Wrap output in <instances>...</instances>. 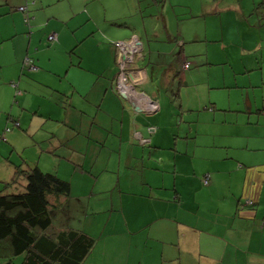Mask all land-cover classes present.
<instances>
[{
  "label": "rangeland",
  "instance_id": "374dc122",
  "mask_svg": "<svg viewBox=\"0 0 264 264\" xmlns=\"http://www.w3.org/2000/svg\"><path fill=\"white\" fill-rule=\"evenodd\" d=\"M120 1L98 0L87 6L82 4L83 10L96 8L93 11L95 20L92 18L90 21L93 24L90 31L93 32H88V21L77 30H72V22L84 18L83 15L77 14V19L73 18L72 21L69 18L70 8L79 6L81 0H0V160H9L13 168L14 165H36L42 171L55 173L68 181L74 204L70 210L68 207L63 211L59 209L56 221L74 225H83L86 221L85 226H90L94 237L103 230L101 223L107 221L102 232L107 243L101 241L96 248L111 251L103 258L104 263L111 261L112 264V260H119L122 254L124 259L130 255V264H134L135 254H138L147 264V260L152 263L154 259L147 250L149 244H164V241H147V229L135 232V195H131V192H135V175L145 166L142 162L146 165L151 162L148 153L155 157L167 156L169 152H174V148L182 149L183 157L189 159L182 161L187 177L184 178L178 164L177 179L179 183L186 182L183 186L194 189L193 198L197 197L204 209L199 217L206 224L215 214H221L215 211L214 205L229 202L228 196L218 198L202 192L203 185L198 173L203 167H198L196 181L192 172L196 163L190 159H198L207 150L206 140L212 139L216 143L221 140L219 135H204L210 128H216L211 124L213 116L217 117L216 121H223L226 117L232 123L230 125L238 121L243 123L234 125L232 132L244 133H236L238 144L234 143L235 146L229 151L224 149L225 153H235L243 161L251 156L252 163L264 166V111L262 114L255 113L257 108L264 106V25L254 28L235 26L230 20V11L224 5L215 16L206 9V14L192 32L185 30L189 21L186 26L182 25L181 36L191 41L183 46L186 51L182 59L186 65L189 64V68L185 66L186 69H183L182 64L178 65V73L186 75V78L181 82L175 78L179 97H170L176 104L182 102L186 110L182 113L180 134L160 146L148 144L144 148L139 145L135 150V139L131 140L134 148L124 144V141L120 144L115 121L108 117L99 119L105 103L99 106V102H92L91 99H95L93 92L87 98V92L82 94V91L91 89L96 81L102 80L100 73L108 80L117 73L118 66L109 48L111 43L123 41L126 36L123 29L112 28L111 31L103 18L105 12L114 11L110 9L116 8ZM174 1L191 4V0ZM204 1L199 0L198 4ZM21 6H28L30 10L29 23L24 21V14L18 11ZM249 17L254 20L257 14ZM59 21L65 27L63 39L49 43L47 36L54 31V26L60 25ZM139 30L143 33L141 26ZM75 34L79 38L75 39ZM195 35L199 40L194 42ZM153 46L162 48L160 44L153 43ZM27 52L36 59V72L23 68ZM139 61L135 64L137 68L147 67L146 61ZM152 62L158 65L156 60ZM159 72L161 76L164 69ZM150 84L151 81L148 86ZM59 93L69 97L70 106H66L65 97ZM247 102L252 104L254 110L249 116L250 121L247 113L224 111V108L246 110ZM212 105L214 109L206 108ZM176 111L175 122L180 120L178 115L181 113L179 108ZM97 112L98 116H95ZM163 117L168 125L167 121H171V118ZM167 132L172 136L177 134L173 128H168ZM247 140L253 150L246 151L242 145ZM187 148L188 153L185 152ZM135 153L145 154L142 162L138 157L135 161ZM177 158L180 160L181 155L177 154ZM170 165L172 167L165 174L166 184L170 178H174V164ZM8 168L0 162V190L3 183L12 178ZM23 181L21 179L20 183ZM232 185L239 186L237 181H233ZM14 186L7 188L6 192L22 190V184ZM83 186L87 188L84 195L91 193L88 197L83 196ZM228 192L230 190H220L222 195ZM121 198L124 209L119 208ZM87 200L90 202L86 212V209L79 208V204H87ZM202 221L198 222L204 224ZM166 234L170 237L169 233ZM253 247L264 251V247L254 243ZM20 260V257H16L14 264H20Z\"/></svg>",
  "mask_w": 264,
  "mask_h": 264
},
{
  "label": "crops",
  "instance_id": "0c3cea01",
  "mask_svg": "<svg viewBox=\"0 0 264 264\" xmlns=\"http://www.w3.org/2000/svg\"><path fill=\"white\" fill-rule=\"evenodd\" d=\"M198 1L191 0V4L187 5L186 3L184 4L183 2L174 0H163V2L160 0H121L116 8L110 9L114 11L105 12L103 21L111 27V31L112 28L117 30L123 29V35L128 37L131 32L130 27L135 26V36L138 35L139 38H137L142 42L141 49L149 57L143 63L147 60V66L150 65L149 68L147 67L144 70L136 71L135 91L126 96L124 102L112 91L114 84L116 85L117 78L113 83V80L109 81L101 73L100 78L102 80L96 81L91 89L82 91V94L88 93L86 98L91 92L95 93V99L93 98L91 101L94 103L99 102V106L105 103L104 111L99 119L108 117V119L115 121L116 128L119 131L121 145L124 141V144L132 145L134 148L131 140L135 139V150L140 147L139 145H143L145 148L144 145L150 143L160 146L168 139L177 137L180 134V126L183 122L182 113L186 110L183 108L182 102L176 104L170 97L172 90L175 89V78H178L180 82L186 78V75L181 76L182 74L178 73L177 68L181 64V61L174 55L177 46L191 42L181 36V32L183 31L181 28L182 25L186 26V22L189 21L187 26H184L185 30L194 31L202 16L206 14V9L215 16L220 13L221 5H224L225 9L230 11V20L236 24L235 26L238 24V26L244 25L245 28H254L263 27L262 25H264V0H205L199 4ZM91 2L95 3L98 0H81L79 6L75 8L72 6L70 8L69 18L71 21L73 18L77 19V14H80V16L83 15L84 18L86 17L85 20L82 18L73 21L71 25L72 30H77L87 21L90 24L92 18H95L93 17V11L96 8L83 10L81 7L82 4L87 6ZM255 13L257 14V18L252 20L249 16L253 15L254 17ZM149 17L152 19L149 33L151 32V35L153 34L155 36L154 39L159 40L162 45L160 50L149 44L148 38L150 37L146 34H144L146 36V40L144 41V37L139 31V23L142 22L143 24ZM120 18H124V21L128 25L124 27L114 25L113 22ZM162 19L166 21V30L174 36L175 42L172 45L168 44L170 43L169 38L161 28ZM95 23H97V20ZM49 24L48 22V26ZM89 24L87 31L93 32L90 31L93 28V24L91 23L90 26ZM64 29L65 27L62 21L59 26L53 27L54 31L52 33L57 34L59 41L63 39ZM155 32H157L156 35L154 34ZM77 38L79 36L75 34V39ZM70 39L74 40L72 36H70ZM196 40H199L197 35H195L193 41L195 42ZM109 50L114 55L115 60L116 53L113 46ZM185 51L184 49L182 53H185ZM190 54L192 55V53H188V55ZM195 55H198V53H195ZM156 56L160 58L158 61L156 60ZM152 60H156L158 65L153 62L150 63ZM183 63L184 61L182 65ZM162 69H164V72L160 76L158 74ZM150 81L151 84L148 86V82ZM115 89L117 90L116 86ZM149 101L157 102L159 104V110L156 112L147 110L146 105ZM252 107V104L247 102L246 110L224 108V111L244 112L249 117L254 112ZM177 108L180 109L181 113L178 115L180 120L175 122ZM263 111L264 106L257 108L255 113L262 114ZM141 113L149 116L155 115L146 117ZM165 115L171 118V121L170 119L167 121L168 125L163 119ZM95 116H98V112ZM216 120H218L217 117L213 116L211 124L213 126L215 125L216 128H210L209 132L205 131L204 135H210V137L219 135L221 140L219 143H216L212 139L209 141L206 140L208 142L207 150L198 159L192 157L190 161L196 163L192 169L194 179L196 177L195 174L198 173V167H203V170L200 168V172L198 173L201 178L204 175L209 176V184L203 186L201 189L202 192L205 195H213L218 198H226L228 196L229 202L224 205L218 202L214 205L215 211L217 210L218 214L220 212L221 214H215L206 224L199 217L204 209L201 207L200 202L196 200L197 197L194 196L193 198L194 189L183 186L186 182L179 183L177 179L178 164H180L184 178L186 179L187 177L184 162L182 161H189V159L183 157L182 149L174 148V152H169L167 156L160 155L155 157V155L148 153V157L151 158V162L148 163L150 165L147 164L148 167L156 166L163 172L161 174L160 170H157L160 174L159 184L162 186V189L158 191L154 190L155 181L147 174H143L148 182L145 186H142V182H144L143 175L140 179L135 180V185H137L135 193L140 192L138 195H135V232L147 229V241H164V244H149L147 250L154 259L152 263L147 260V264H264V251L253 247V243L256 246L264 247V166L252 163L251 156H248V161H243L235 153H225L223 151L224 149L229 151L235 144H238L235 140L237 134L244 133L242 131L232 132L231 130H234V125H243V123H239L238 121L237 124L230 125L232 123L227 121L226 117H224L223 121ZM168 128H173L177 134L172 136L171 133L167 132ZM198 133L196 131L197 135ZM144 139L147 141H142ZM242 145L246 148V151L253 150L248 140L242 143ZM256 150L260 149L256 148ZM185 152H189L188 148L185 149ZM177 154L181 155L180 160H178ZM193 154L195 155L196 152L194 151ZM137 157L141 161L144 159L145 154L135 153V161ZM0 162L4 163L5 166H9L10 177L11 175L13 176L14 168L9 160H0ZM248 162L250 165H248ZM170 163L174 164L172 170L174 178H170V182L166 184L165 174L172 167ZM201 163L203 165H200ZM244 168L245 172L243 171ZM233 181H237L239 186H231ZM197 183L199 182L197 181ZM240 184L242 185L240 186ZM221 189L226 191L230 190V192L222 195L220 194ZM81 190L83 196L88 197V195H91L88 192L84 195V191H87L85 186L81 187ZM72 194L71 187V195L66 200V205L69 210L72 209L71 206L74 204ZM173 196L178 198L176 204L171 202ZM189 199L191 200L189 201ZM251 200L256 203L254 210L251 207L253 205L246 203L247 201L251 202ZM89 202L90 200L86 201L87 204L81 202L79 208L86 209L87 212ZM121 203L124 204L122 198ZM223 207L226 208L223 210ZM238 208L240 210L237 212ZM59 209L58 207L55 208L53 213L57 227H79L83 228L84 231L90 233L92 236H95L91 232L90 226H85L86 221L83 225L56 221L57 211ZM196 209L198 215L195 216ZM198 221H202L204 224ZM137 224L138 226L141 225V227L137 228ZM166 233H169L170 237ZM98 234L96 236L99 240L97 243L100 244L102 239L100 236L101 232ZM106 250L107 248L97 250L84 264H99L95 262V259L101 255H108ZM134 261V264H146L143 256L141 257L138 254H135ZM101 262L104 263V260ZM110 262L107 264H111ZM112 262V264H130V255L124 259V256L121 254L119 260H112ZM0 264H3L2 259H0Z\"/></svg>",
  "mask_w": 264,
  "mask_h": 264
},
{
  "label": "trees",
  "instance_id": "16d2710c",
  "mask_svg": "<svg viewBox=\"0 0 264 264\" xmlns=\"http://www.w3.org/2000/svg\"><path fill=\"white\" fill-rule=\"evenodd\" d=\"M160 1L163 2V0ZM18 11L24 14V21L29 23L31 17L28 6H21L18 8ZM113 23L119 27L128 25L124 21V18H120ZM151 24L152 19L149 17L143 24L142 22L139 23L138 28H140V26L142 27L143 33H140L143 35L144 41L146 40V36L144 34H146L148 37H150L148 38L149 44L153 46V43L160 44V42L159 40L154 39L155 36L153 34L151 35V32L149 33V27H151ZM166 27V21L165 19H162L161 28L169 38L170 43L168 44L172 45L175 42L174 36L173 34H170L168 30H166ZM130 29V34L128 37L123 39V42L128 41L132 36H135V26H131ZM51 34H55L56 39H48ZM51 34L47 36V41L49 43H53L58 40L56 33ZM154 34L156 35L157 32ZM114 43L115 42L111 43V45L113 46L116 53ZM140 43L142 45L141 41ZM184 45L185 44L179 45L180 47L177 46L174 54L178 59H180L181 64L183 62L181 59H183L182 51L184 50ZM156 48L160 50L159 47ZM147 58H149L148 55H146V53L143 52V49H141L140 54L135 56L134 61L126 64V71L144 70L142 68H137L135 64L138 59H140L139 62L143 63V61ZM117 59L116 53V59L114 61L118 66ZM159 59L160 58L156 56V60L158 61ZM35 60L36 59L34 57L30 56V53L27 52V55L25 53L23 68L28 72H36L38 67L35 65ZM146 63H148L147 60ZM150 63H152V61ZM78 64H80L79 61ZM188 65H186V62H184L182 65L183 69H186L184 66ZM147 67L149 68L150 65ZM187 68H189V66ZM118 73L119 68L116 75L112 77L113 79H109V81L113 80L112 82L114 83ZM115 86L116 85L114 84L112 91L120 98V100L124 102L125 99L117 92ZM13 87H15V85H13ZM171 93L174 97H179V93L178 90L176 91V88L173 89ZM59 95L65 97L64 103L66 106H70L69 97L63 93H59ZM206 108L213 109V105ZM141 114L144 115L143 113ZM144 116L150 117L151 115ZM145 141L147 140L144 139V142ZM142 161L143 160H141V162ZM142 163L145 166L142 167L143 170L137 172L139 174L135 175V180L140 179L143 174H147L152 180L155 181V186L153 189L156 191L161 190L162 186L159 184L160 174L157 172V170H160L161 174L163 173L162 170L156 166L148 167L150 164L146 165V163ZM154 172H156L155 176ZM21 179L24 180L22 183H20ZM143 181L144 182H142V186H145L148 182L144 175ZM201 182L203 186H207L209 184V176H202ZM15 184L16 186L17 184H22V190L17 192H6L7 188H11ZM136 189L137 185H135V192ZM135 192H131V195L134 196L140 193L139 191L137 193ZM70 195V183L65 179L60 178L55 173L44 172L36 165H14L12 178L9 182L3 183V187L0 190V259L3 260V264H14V259L16 257L21 258L20 264H84V262L87 261V259H89V257L97 251L96 248L99 244L97 243V241H99L97 237H94L90 233L84 231L83 228H73L70 226L57 227L55 224L53 217L55 208L58 207L62 210L65 209L67 207L66 200L70 197ZM177 200L178 198L173 196L171 202L176 204ZM250 205H253L251 207H253L252 210H254L256 203L251 200ZM119 208L124 209L125 204L119 205ZM239 210L240 208L237 209V212ZM106 224L107 221L101 223L100 227H103L104 230ZM103 230L101 231L100 235L102 237L101 241L105 240V237L102 235ZM107 256L108 255L98 256L95 259V262L99 264H106L101 261Z\"/></svg>",
  "mask_w": 264,
  "mask_h": 264
},
{
  "label": "built area",
  "instance_id": "2783aa9c",
  "mask_svg": "<svg viewBox=\"0 0 264 264\" xmlns=\"http://www.w3.org/2000/svg\"><path fill=\"white\" fill-rule=\"evenodd\" d=\"M48 39H56L55 34H51ZM137 36H132L128 41H117L114 43L117 53V61L119 73L116 81V88L119 94L128 96L134 93V83H135V70L126 71V64L134 61L136 55L140 54V45ZM35 69V68H34ZM133 81V82H130ZM146 109L154 112L159 109V104L157 102L149 101L146 105ZM144 141V140H142Z\"/></svg>",
  "mask_w": 264,
  "mask_h": 264
},
{
  "label": "water",
  "instance_id": "95a60500",
  "mask_svg": "<svg viewBox=\"0 0 264 264\" xmlns=\"http://www.w3.org/2000/svg\"><path fill=\"white\" fill-rule=\"evenodd\" d=\"M139 45H140V47H141V43H140V42H139ZM140 51H141V49H140ZM122 97L125 98L126 96L122 94ZM150 102H151V101H150Z\"/></svg>",
  "mask_w": 264,
  "mask_h": 264
},
{
  "label": "bare ground",
  "instance_id": "6f19581e",
  "mask_svg": "<svg viewBox=\"0 0 264 264\" xmlns=\"http://www.w3.org/2000/svg\"><path fill=\"white\" fill-rule=\"evenodd\" d=\"M184 67H185V66H184ZM185 68H186V67H185ZM246 203H247V204H249V205L251 204V202H250V201H249V202L247 201ZM249 205H248V206H249Z\"/></svg>",
  "mask_w": 264,
  "mask_h": 264
},
{
  "label": "clouds",
  "instance_id": "9594fccd",
  "mask_svg": "<svg viewBox=\"0 0 264 264\" xmlns=\"http://www.w3.org/2000/svg\"><path fill=\"white\" fill-rule=\"evenodd\" d=\"M134 89H135V87H134Z\"/></svg>",
  "mask_w": 264,
  "mask_h": 264
}]
</instances>
